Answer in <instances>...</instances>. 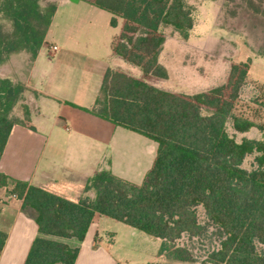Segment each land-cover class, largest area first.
Returning <instances> with one entry per match:
<instances>
[{
	"label": "trees",
	"instance_id": "trees-1",
	"mask_svg": "<svg viewBox=\"0 0 264 264\" xmlns=\"http://www.w3.org/2000/svg\"><path fill=\"white\" fill-rule=\"evenodd\" d=\"M84 1L109 13L111 26L122 21L113 52L140 71L137 76L109 67L93 107L85 111L153 140L157 154L140 185L102 170L87 179L77 203L12 181L10 193L22 200V209L34 212L37 225L24 264H74L95 214L158 238L167 261L193 264L191 249L178 242L206 232L199 208L219 237L206 263L264 264V141L235 139L252 128L264 132V84L248 80L250 60L231 63L224 82L203 92L161 89L157 83L168 77L158 60L163 28L187 38L194 26L185 0ZM56 7L50 0H0V66L20 52L36 57ZM248 85L257 95L244 107L240 97ZM26 90L0 78V158L13 125L34 130L26 106L25 119L11 114ZM248 156L249 170L242 167ZM10 182L0 173V188ZM5 239L0 230V253Z\"/></svg>",
	"mask_w": 264,
	"mask_h": 264
},
{
	"label": "crops",
	"instance_id": "crops-1",
	"mask_svg": "<svg viewBox=\"0 0 264 264\" xmlns=\"http://www.w3.org/2000/svg\"><path fill=\"white\" fill-rule=\"evenodd\" d=\"M50 1L57 7L36 57L31 60L27 53L20 52L0 66V78L26 86L21 100L34 127L30 130L13 125L0 158V173L11 180L8 186L0 188V230L6 233L0 264H24L38 234L34 212L22 209V200L10 193L12 181L26 182L77 203L87 179L102 170L140 185L157 154L158 145L153 140L85 111L93 107L109 67L140 75L137 68L135 72L123 66L125 61L113 52L122 21L117 19V24L111 26L109 13L84 0ZM52 46L57 49L50 50ZM230 53L242 61H230L227 73L231 63L250 60L248 80L264 84V67L256 66L257 58L253 57L264 58V41H253ZM9 72L11 75H3ZM212 72L211 67L203 82L213 76ZM252 72L256 77H252ZM201 81L199 78L198 82ZM186 83L198 85L193 81ZM218 83L215 86L221 84ZM106 219L94 215L74 264H122L115 246L116 234L110 231ZM103 240L109 244L102 245ZM158 258L163 255L158 253ZM147 260L144 264L156 263L154 257Z\"/></svg>",
	"mask_w": 264,
	"mask_h": 264
},
{
	"label": "rangeland",
	"instance_id": "rangeland-1",
	"mask_svg": "<svg viewBox=\"0 0 264 264\" xmlns=\"http://www.w3.org/2000/svg\"><path fill=\"white\" fill-rule=\"evenodd\" d=\"M185 2L192 11L194 26L188 32L187 38H183L170 27L163 28L166 38L158 60L165 67L168 77L157 87L173 92L195 93L211 88L219 81V83L224 81L230 61H242L236 55H231L230 52L233 49L249 45L253 41L259 43L264 41V0H185ZM4 24L6 27L9 26L5 22ZM253 57L257 58L256 66L264 67L262 56L253 55ZM252 61L255 65L253 59ZM123 66L137 71L125 62ZM211 67L213 68L212 82L209 83L211 78L207 77L206 84L203 82V77ZM177 70H180L182 74L176 73ZM3 75H11V73H3ZM252 77H256L253 72ZM199 78L202 79L200 83ZM186 81H193L198 85L188 84ZM256 95V88L248 85L240 97L241 106L248 105ZM24 106H26L24 101L20 99L11 114L20 120L25 119ZM30 106L33 107L31 102ZM227 131L233 135L230 121L227 124ZM237 134H235L237 141L244 137L264 141V132L249 130L246 133ZM252 161L253 156L246 157L242 167L251 169ZM198 218L200 223L206 225L203 236L190 239L184 235L178 244L187 245L191 249L195 257L193 264H208L206 258L213 249L218 247L219 237L216 229L207 224L201 208L198 209ZM106 220L109 222L110 231L116 234L115 246L123 259L122 264H144L151 257L156 258L155 261L159 264H188L169 262L164 256L158 258L161 242L156 241L155 237L110 218ZM101 242L102 245L109 244L106 240Z\"/></svg>",
	"mask_w": 264,
	"mask_h": 264
},
{
	"label": "built area",
	"instance_id": "built-area-1",
	"mask_svg": "<svg viewBox=\"0 0 264 264\" xmlns=\"http://www.w3.org/2000/svg\"><path fill=\"white\" fill-rule=\"evenodd\" d=\"M49 48H50V50H56L57 49L55 46H52V47H49Z\"/></svg>",
	"mask_w": 264,
	"mask_h": 264
},
{
	"label": "water",
	"instance_id": "water-1",
	"mask_svg": "<svg viewBox=\"0 0 264 264\" xmlns=\"http://www.w3.org/2000/svg\"><path fill=\"white\" fill-rule=\"evenodd\" d=\"M70 1H72V2H77L78 0H70Z\"/></svg>",
	"mask_w": 264,
	"mask_h": 264
}]
</instances>
